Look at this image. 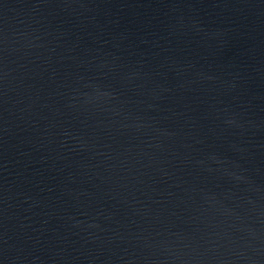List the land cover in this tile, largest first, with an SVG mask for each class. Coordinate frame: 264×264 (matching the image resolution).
Here are the masks:
<instances>
[{"label": "water", "instance_id": "obj_1", "mask_svg": "<svg viewBox=\"0 0 264 264\" xmlns=\"http://www.w3.org/2000/svg\"><path fill=\"white\" fill-rule=\"evenodd\" d=\"M97 264H264V0H118Z\"/></svg>", "mask_w": 264, "mask_h": 264}]
</instances>
